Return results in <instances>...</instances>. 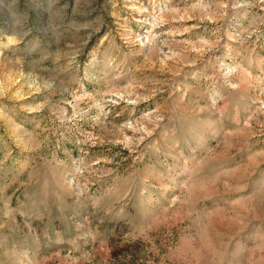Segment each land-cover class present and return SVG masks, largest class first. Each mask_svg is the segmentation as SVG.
Masks as SVG:
<instances>
[{
	"label": "rangeland",
	"instance_id": "1",
	"mask_svg": "<svg viewBox=\"0 0 264 264\" xmlns=\"http://www.w3.org/2000/svg\"><path fill=\"white\" fill-rule=\"evenodd\" d=\"M0 264H264V0H0Z\"/></svg>",
	"mask_w": 264,
	"mask_h": 264
}]
</instances>
